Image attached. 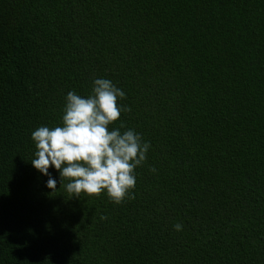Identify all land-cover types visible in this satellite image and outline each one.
I'll return each instance as SVG.
<instances>
[{
	"label": "trees",
	"instance_id": "16d2710c",
	"mask_svg": "<svg viewBox=\"0 0 264 264\" xmlns=\"http://www.w3.org/2000/svg\"><path fill=\"white\" fill-rule=\"evenodd\" d=\"M98 78L151 144L119 205L30 163ZM0 264H264V0H0Z\"/></svg>",
	"mask_w": 264,
	"mask_h": 264
},
{
	"label": "clouds",
	"instance_id": "9594fccd",
	"mask_svg": "<svg viewBox=\"0 0 264 264\" xmlns=\"http://www.w3.org/2000/svg\"><path fill=\"white\" fill-rule=\"evenodd\" d=\"M125 98L124 91L109 79H95L87 97L74 90L67 93L60 126H40L31 133L35 158L30 163L48 177L46 187L51 193L58 189L50 167L59 173L60 188L70 199L81 193L89 198L103 193L117 205L135 199V170L146 161L151 144L133 129L121 132L123 123L110 130L123 112L131 111L119 103ZM149 170L156 172L154 167ZM182 229V224H174L175 231Z\"/></svg>",
	"mask_w": 264,
	"mask_h": 264
}]
</instances>
